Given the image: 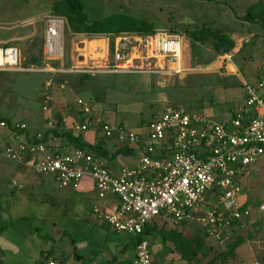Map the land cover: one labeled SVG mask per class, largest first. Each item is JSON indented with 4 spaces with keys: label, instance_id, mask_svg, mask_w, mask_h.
Returning a JSON list of instances; mask_svg holds the SVG:
<instances>
[{
    "label": "rangeland",
    "instance_id": "rangeland-1",
    "mask_svg": "<svg viewBox=\"0 0 264 264\" xmlns=\"http://www.w3.org/2000/svg\"><path fill=\"white\" fill-rule=\"evenodd\" d=\"M81 1L89 19L111 13H124L151 22L156 28L169 29L181 35L183 70L174 75L96 73L95 82L98 85L95 90L100 97L97 102L87 100L91 91L86 89L81 94H74L67 88L46 87L49 71L0 70V115L10 118L12 123L23 122L26 128L37 127L42 121V115L37 116L42 111L40 108L43 103L42 95L49 91L52 101L67 97L71 103H75V99L79 97L89 106L92 117H98L107 123L123 124L128 129L143 131L145 123L150 119L149 115L158 114L165 103L197 111L201 105H212L215 102L220 106V111H225L228 103L235 101L234 98H228L225 88L231 87L241 96L240 83L248 78L247 65L243 62L253 61L263 67L264 30L257 23L239 18L244 14L246 6L261 0ZM51 2L52 0H0V46L9 44L18 49L20 67L30 51L37 52L40 49V57L44 61L41 36L44 18L51 15ZM202 24L219 28L225 33L233 32L236 38L248 36L247 42L235 39L237 45L240 43L239 51L234 50L237 51L235 57L242 69L226 75L218 67V54L214 53L208 43L192 45L190 40L184 37V28L192 29ZM63 35L61 62L64 67H68L72 63V45L71 35L66 26ZM49 73L51 75L58 72ZM214 120L221 121L219 117H215ZM0 143H4V140L0 139ZM15 167V162L11 160H0L1 211L15 216L11 219L12 224H15L14 228L21 230L24 223L28 229L36 233L41 240V247L51 248V256L61 264L75 261L72 260L73 249L79 252H95L98 257L105 259L109 252L108 248L114 245L116 237L121 241H129L127 234L112 233L110 227L103 226L101 218L92 213V203L99 202V199L93 198L92 201L89 196H85L89 192H83L85 186L91 187L90 178H82L79 187L75 189L63 188L57 185L51 175L34 174L28 170L32 177L42 178V187L18 189L11 184L12 179H20L14 172ZM245 171L237 182L238 189L235 192L238 203L245 204L249 210V216L239 222L242 226L234 230L230 228L225 238L217 242L203 236L201 227L194 219L181 225L155 218L154 229L145 236L152 264H253L254 261L257 264H264V154L247 165ZM84 180L88 185H83ZM10 191L13 192L12 199L6 197ZM23 192L31 197L25 203ZM17 193H21L22 198H16ZM80 193L84 194V197ZM11 200L13 204L10 211L7 208ZM23 214L28 217L23 218ZM160 227L174 233L181 230L182 236L193 232L202 235L204 247L193 257V263L180 257L179 251L173 248L172 237L162 239ZM236 236L241 237V240L234 248L233 255L224 254L227 244ZM127 250L125 256L131 254L129 252L131 248ZM104 255L105 257H102Z\"/></svg>",
    "mask_w": 264,
    "mask_h": 264
},
{
    "label": "built area",
    "instance_id": "built-area-1",
    "mask_svg": "<svg viewBox=\"0 0 264 264\" xmlns=\"http://www.w3.org/2000/svg\"><path fill=\"white\" fill-rule=\"evenodd\" d=\"M64 27L62 16L44 18V66L20 67L19 51L9 45L0 46V70L168 75L183 70L182 36L159 28L149 33L118 31L91 36L69 32L72 63L64 67ZM91 40L99 43L90 48L85 41ZM238 41L247 42L248 36ZM235 45L219 54L221 63L230 62ZM49 61H58V65L53 67ZM50 83L48 79L45 86ZM56 87L63 89L64 83ZM241 88L243 97L226 121L165 103L143 131L92 117L87 103L77 97L75 103L85 119L73 121L75 129H99L104 136H114L118 143L137 149V162L120 167L116 174L107 169L101 156L84 148L52 150L42 133H24L23 122L8 126L0 120V127L12 132L13 138L12 143H0V159L24 164L36 174H49L63 188L75 189L83 177L90 178L98 198L112 194L117 199L112 211L92 206L117 233L136 239L144 225L155 218L172 224L194 219L206 237L221 242L230 228L242 226L239 222L249 216L248 208H240L235 198L237 182L246 173L245 167L264 154V64L251 80L242 82ZM48 92L42 95L44 111L51 96ZM143 133L144 143L140 139ZM13 184L18 186L15 181ZM131 264H152L144 236L134 243Z\"/></svg>",
    "mask_w": 264,
    "mask_h": 264
},
{
    "label": "crops",
    "instance_id": "crops-1",
    "mask_svg": "<svg viewBox=\"0 0 264 264\" xmlns=\"http://www.w3.org/2000/svg\"><path fill=\"white\" fill-rule=\"evenodd\" d=\"M203 25V24H202ZM197 27V26H195ZM193 27V28H195ZM230 38L233 39L234 44V50L239 51V47L237 45L236 40H239L240 38L244 36H240L236 38V34L233 32L226 33ZM187 39H189L187 36H185ZM41 40L43 41V31ZM190 40V39H189ZM191 43V41H190ZM198 42H195V44ZM232 53V57L229 63H221L219 54H218V67L224 73L227 74H233L238 71V69H242L239 66V61L236 59L235 52ZM243 64L247 65L246 69H248V78L246 80H251L255 72L261 67L260 64L256 65V62L253 61H246L243 62ZM243 66V65H242ZM245 81L244 79L242 82ZM242 82L240 83V87L242 85ZM50 87V86H49ZM242 91V88H241ZM226 95L228 98H234V102H230L227 105V108L225 111H220V106L217 103H212V105H201V107L197 108V111H195L198 114L204 115L212 120L215 119V117H219L221 121H226L230 116V110L241 100V97H243V93L241 96L238 92L235 90H232L231 87L225 88ZM234 94L235 97L232 95ZM52 102V103H51ZM211 102V100L209 101ZM213 102V101H212ZM47 110H42L41 114H37V116H41L42 121L39 122L37 127H28V133H35L40 132L42 133L45 129L51 128L54 125V119L52 118V113L57 111H60L62 118L59 124L57 125V131L60 130H69L72 135L80 134L83 141H85L88 144H98L100 147L104 150L105 155L102 156V158L105 160L107 169L113 173H118L120 167L122 166H131L134 165L138 160V154L137 149L135 146L127 145V144H120L116 141L114 136H104L99 129H87V130H78L75 129L72 126L73 121H76L74 112L76 113L77 106L75 103H71L70 100L67 99V97H64L63 99L56 101H52V96H50V99L47 100ZM43 104V103H42ZM41 104V105H42ZM214 104H216L214 106ZM78 107V106H77ZM218 107V108H216ZM41 108V106H40ZM72 110L74 112H72ZM216 121V120H214ZM12 122V121H11ZM119 124V123H117ZM123 125V124H120ZM125 126V125H124ZM99 130V132L97 131ZM11 133L9 130L0 127V139L5 141H13V138L11 136ZM43 134V133H42ZM145 134H141L140 139L141 142H146V136ZM45 142L50 146L52 150H63V149H69L71 146L66 143V141L59 137L52 134H48L46 137ZM7 143V142H6ZM2 160V159H0ZM15 169L14 172L17 177H19V180L12 179L11 184L12 186H15L16 188H24L28 187L29 189H34L37 187H42L43 180L42 178H34L29 173L28 170H30L26 165L15 162ZM31 171V170H30ZM32 172V171H31ZM35 174V173H34ZM84 178V177H83ZM13 181H15L17 185L13 184ZM80 182V181H79ZM88 185V182L86 180L83 181V185ZM89 186H85V191L83 192H89V194H85L86 197H90V199L93 201V198H98L95 194L94 188L92 186V182H89ZM79 187V183H78ZM81 194V193H80ZM13 192H9V195L6 196L7 198H13ZM16 198H22L21 193H17ZM82 197H84V194H81ZM29 197L28 195L24 194L23 192V203L27 202ZM81 199V198H79ZM99 202L92 203L93 205H96L97 208L102 212H108L112 211L117 204V199L112 194H107L104 198H98ZM13 202H9V206L7 209L11 211V206ZM91 206V210H92ZM92 213H94L92 211ZM82 214V213H81ZM94 215H97L94 213ZM17 217V216H16ZM19 217V216H18ZM23 218L28 217V215L23 214ZM84 218H86L83 215ZM15 218V216L8 212L1 211L0 208V263L1 264H48L49 261H53L54 264H61L55 257L51 256V248L43 249L40 245L41 240L38 238L36 233L32 232L30 229H28L25 224L23 223V228L21 230L14 228L15 224H12L11 219ZM101 220V219H100ZM100 222V221H98ZM101 224V223H99ZM103 226H108L106 223L103 222ZM109 228V226H108ZM112 233H117L111 228H109ZM129 236V235H128ZM114 245H110L108 248V254L107 258L101 259L100 257L95 254V252H79L76 249L73 252L72 255V262H69V264H131L133 256H134V246L133 242L134 240L129 236V241L120 240L119 238H115L113 241ZM111 244V243H110ZM127 248H131V251H129L131 254L129 256H125V253ZM116 253V254H114ZM102 257H105L102 256ZM74 258V259H73Z\"/></svg>",
    "mask_w": 264,
    "mask_h": 264
},
{
    "label": "trees",
    "instance_id": "trees-1",
    "mask_svg": "<svg viewBox=\"0 0 264 264\" xmlns=\"http://www.w3.org/2000/svg\"><path fill=\"white\" fill-rule=\"evenodd\" d=\"M50 14L55 16H62L65 19L66 29L71 33H82L85 35H94L107 32H118V31H139L144 33L152 32L156 27L151 23L147 22L142 18H138L129 14L124 13H111L99 18L89 19L83 10V4L81 0H52L50 4ZM239 18L248 21L250 23H257L261 29L264 30V1H257L253 4H249L245 7V12ZM183 33L187 36L192 45L195 42L200 44L208 43L215 54H221L230 50L234 41L225 32L219 28H211L209 26L201 25L195 28H184ZM33 40H31V45ZM2 46H9V44H4ZM32 49V47H30ZM41 50L38 49L37 52L30 51L28 56L21 63L22 67H28L34 65L37 67H42L44 61L40 57ZM51 66H57L58 61H49ZM49 80L51 81L50 87L57 86L60 82L64 83V88L71 90L74 94H81L83 90L91 91V94L87 97V100L97 102L100 97L98 91L95 87L98 85L95 80V74L89 73H50ZM54 74V75H53ZM53 75V76H52ZM91 89V90H90ZM86 100V101H87ZM210 100V97H208ZM76 104V103H75ZM190 112H195L193 110H188ZM72 112H74L72 110ZM75 119L77 122L81 123L84 121L85 116L82 114L79 107L74 112ZM154 114H150L149 118L152 119ZM52 118L54 119V125L51 128L45 129L42 133L43 141L46 140L48 134L59 136L63 138L68 145L71 147H81L96 155L104 156V150L98 144H88L83 141L80 134L72 135L69 130L57 131V125L61 121L62 115L60 111H55L52 113ZM149 119V120H150ZM0 120L5 121V123L10 126L12 124L10 118L0 115ZM148 120V121H149ZM21 132L22 130H18ZM24 133H28L27 128L23 130ZM246 205L242 204L240 208H245ZM185 221L180 222L184 225ZM233 224H236L233 222ZM155 227V222L153 220L151 223H146L142 229L141 235L137 236L138 239L141 236H146ZM234 230L236 227H232ZM160 236L162 239L172 237L173 248L179 251L180 257L186 258L188 262H192L193 257L199 251L203 250V236L197 233H191L189 235L182 236V231L174 233L172 231H167L160 227ZM135 243L136 239L131 237ZM241 237L236 236V238L227 244V250L224 254L229 256L233 255V250L240 242ZM134 246V244H133ZM74 252V249H73ZM222 254V253H221ZM193 263V262H192ZM1 264V263H0Z\"/></svg>",
    "mask_w": 264,
    "mask_h": 264
},
{
    "label": "bare ground",
    "instance_id": "bare-ground-1",
    "mask_svg": "<svg viewBox=\"0 0 264 264\" xmlns=\"http://www.w3.org/2000/svg\"><path fill=\"white\" fill-rule=\"evenodd\" d=\"M99 42L98 41H94V40H91V41H85V44L89 45V47H94L95 45H97Z\"/></svg>",
    "mask_w": 264,
    "mask_h": 264
}]
</instances>
